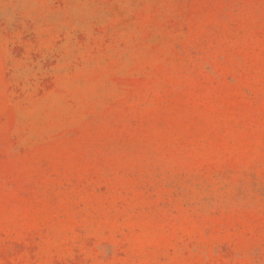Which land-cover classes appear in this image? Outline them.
Masks as SVG:
<instances>
[{"label":"rangeland","instance_id":"374dc122","mask_svg":"<svg viewBox=\"0 0 264 264\" xmlns=\"http://www.w3.org/2000/svg\"><path fill=\"white\" fill-rule=\"evenodd\" d=\"M0 264H264V0H0Z\"/></svg>","mask_w":264,"mask_h":264}]
</instances>
